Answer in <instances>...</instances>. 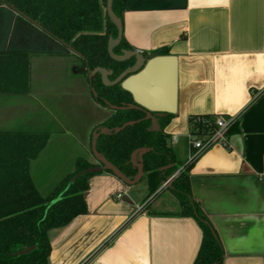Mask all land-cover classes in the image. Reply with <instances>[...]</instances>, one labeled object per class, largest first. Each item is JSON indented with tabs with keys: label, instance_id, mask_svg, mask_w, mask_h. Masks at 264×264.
Wrapping results in <instances>:
<instances>
[{
	"label": "crops",
	"instance_id": "0c3cea01",
	"mask_svg": "<svg viewBox=\"0 0 264 264\" xmlns=\"http://www.w3.org/2000/svg\"><path fill=\"white\" fill-rule=\"evenodd\" d=\"M122 4V37L131 49L144 55L164 49L176 57V110L164 128L177 137L170 143L176 161L185 162L190 151V115L236 116L228 147L214 145L190 164L191 195L220 243L222 264H264V0ZM0 51L29 55L28 92L0 94V131L48 133L31 163L36 183H48L64 166L60 178L71 172L77 157L97 164L92 133L111 110L96 102L81 59L6 6H0ZM37 90L62 92L67 99L42 103ZM52 124L60 130L50 131ZM150 195L107 172L90 177L86 213L47 233L48 264H193L199 224L179 214L173 194L175 201L157 197L144 204Z\"/></svg>",
	"mask_w": 264,
	"mask_h": 264
},
{
	"label": "trees",
	"instance_id": "16d2710c",
	"mask_svg": "<svg viewBox=\"0 0 264 264\" xmlns=\"http://www.w3.org/2000/svg\"><path fill=\"white\" fill-rule=\"evenodd\" d=\"M0 6L13 10L81 56L88 70L97 67L112 70L110 80L133 63L132 59L115 61L107 52L108 38H115L117 29L106 15V0H0ZM122 8V0H113L112 11L120 19ZM122 49L131 50L123 37L114 48V53L119 54ZM151 53L167 55L164 49ZM29 70L27 53L0 51V94H26L29 90ZM91 86L97 94L95 100L101 107H106L105 102L115 106L133 103L130 94L119 84L104 86L99 75H95ZM171 116L159 120V132H150L147 130L150 121L143 120L142 111L111 110L110 115L96 127L114 129L129 121L139 122L117 133L100 135L96 149L123 174L132 178L136 175V169L129 163L130 154L137 148H149L150 151L143 155L142 177L146 178L149 194L178 172L168 188L180 204L179 214L192 216L202 231L201 244L193 264H222L220 243L207 217L191 195L190 165L182 163L179 170L170 146V136L164 132ZM218 116L190 115L188 133L197 137L210 133L215 128L214 121ZM234 127L233 124L227 134ZM48 139L46 132L0 131V264H48V231L64 227L78 215L85 214L83 193L88 188V180L101 172L110 173L96 171L84 174L64 191L73 176L98 166L83 157H77L72 171L63 175L49 192L42 195L30 169ZM62 192L59 200L52 203ZM32 247L27 254H18Z\"/></svg>",
	"mask_w": 264,
	"mask_h": 264
},
{
	"label": "water",
	"instance_id": "95a60500",
	"mask_svg": "<svg viewBox=\"0 0 264 264\" xmlns=\"http://www.w3.org/2000/svg\"><path fill=\"white\" fill-rule=\"evenodd\" d=\"M112 3L113 0H106L105 12L109 21L116 27L117 35L115 38H108L107 52L115 61L125 62L132 59L133 63L113 80L109 79L112 75V70L102 67H97L90 71L87 69L89 79L91 80L98 74L101 83L104 86H114L119 84L124 91L131 95L133 103L115 106L105 102L106 107L112 111L140 110L144 113L143 120L150 121V126L147 130L150 132H159L161 130L159 120L168 115H172L176 110V57L172 55H156L152 53L144 55V53L135 49H122L119 54H115L114 48L119 45L122 38V23L121 19L112 11ZM91 92L94 97L97 96L93 88H91ZM136 122L139 121H129L114 129H108L105 127L97 128L92 133L91 137V153L98 166L90 167L73 176L64 191L67 190L69 185L72 184L77 177L96 171H109L114 177L118 178L128 186H133L138 183L144 175L143 155L150 151L149 148H137L130 154L129 163L134 169H136V175L132 178L123 174L96 149L97 139L100 135L117 133L125 127L132 126ZM172 178L173 177L168 179L169 182ZM63 192L60 193L52 203L58 201ZM32 249L33 247L25 249L18 254H27Z\"/></svg>",
	"mask_w": 264,
	"mask_h": 264
},
{
	"label": "rangeland",
	"instance_id": "374dc122",
	"mask_svg": "<svg viewBox=\"0 0 264 264\" xmlns=\"http://www.w3.org/2000/svg\"><path fill=\"white\" fill-rule=\"evenodd\" d=\"M35 92V98H37L38 99V101L39 102H44V103H48L49 105H51L52 104V102H57L58 100H56V99H67V97L61 92V93H55V92H48V91H40V92H38V90L37 91H34ZM47 104V106H48V109L52 112V113H54L55 115H57V116H59V114H58V111L57 110H55V112L52 110V108L49 106ZM53 105V104H52ZM47 109V110H48ZM48 110V111H49ZM47 113H49V112H47ZM52 113H51V115H52ZM45 115H48V114H45ZM65 122V121H64ZM64 122H62L63 123V125L65 126V123ZM60 125H61V123H60ZM60 125H59V127H60ZM49 130L50 131H52V132H57V130H60V129H58V126L57 125H55V124H52V125H49ZM60 132V131H59ZM58 132V133H59ZM61 137H63V136H61ZM68 138H70V137H68V136H65V137H63L62 139H63V141H67L68 142ZM65 145V144H64ZM67 145V144H66ZM69 145V147H72L70 150H73L74 151V153H75V156L76 155H79L80 154V152H78V148H77V146H76V144L75 143H69L68 144ZM74 145V146H73ZM65 148H66V146H65ZM69 150V151H70ZM72 151V152H73ZM71 152H69V154H70ZM42 158V156L39 158V159H41ZM182 163H184L183 161L182 162H179L178 161V159H177V162H176V165L179 167V169L181 168V164ZM71 165V163H69V165L68 166H70ZM68 170V167L66 168V166H64V168H63V170L61 169V172H66ZM63 173H54V175H52V177H51V179L49 180V182L48 183H45V184H37V186H38V188H39V192L42 194V195H44V194H46L47 192H49L52 188H53V186L56 184V182L59 180V178H60V176L63 174ZM34 179H35V177H34ZM35 181H37V182H39L38 181V179L36 180L35 179ZM146 178L144 177V178H142L138 183H136L135 185H134V190H143L144 191V196H147V194H148V192H147V190H146ZM145 189V190H144ZM157 197H160L161 199H166L167 197H171V199H174V201H175V198L172 196V194H171V192L168 190V189H166V188H158L157 189V191H155L153 194H151L150 195V197L148 198V199H146L143 203L144 204H146V203H148L149 201H151L152 199H155V198H157Z\"/></svg>",
	"mask_w": 264,
	"mask_h": 264
},
{
	"label": "built area",
	"instance_id": "2783aa9c",
	"mask_svg": "<svg viewBox=\"0 0 264 264\" xmlns=\"http://www.w3.org/2000/svg\"><path fill=\"white\" fill-rule=\"evenodd\" d=\"M255 96V95H254ZM236 122V116H229L227 118L216 117L214 124L215 128L210 132L201 137L191 136L189 133L187 135V143L190 148V151L187 155V158L184 162V165H190L194 162L203 152L208 150L214 145H220L222 147H228L227 143V131L229 128ZM177 137H170V143H176ZM181 169V168H180ZM179 169V170H180ZM178 172H176L171 177H174ZM170 177V178H171ZM264 177V173L261 178ZM169 180L162 184L164 188L168 184ZM143 206H140L138 210L142 209Z\"/></svg>",
	"mask_w": 264,
	"mask_h": 264
},
{
	"label": "flooded vegetation",
	"instance_id": "af4514ba",
	"mask_svg": "<svg viewBox=\"0 0 264 264\" xmlns=\"http://www.w3.org/2000/svg\"><path fill=\"white\" fill-rule=\"evenodd\" d=\"M74 54H75V53H74ZM75 55H77V56L81 59L82 64H83V59H82V57L79 56L78 54H75ZM131 65H132V64H131ZM131 65H130V66H131ZM128 67H129V66H128ZM128 67H127V68H128ZM87 69H88L87 66L84 65V70H87ZM125 69H126V68H125ZM125 69H124V70H125ZM124 70H123V71H124ZM89 71H90V70H89ZM123 71H122V72H123ZM97 75H98V74H97ZM94 77H95V76H94ZM109 79H110V78H109ZM92 80H93V78L91 79V82H92ZM130 96H131V95H130ZM131 99H132V97H131Z\"/></svg>",
	"mask_w": 264,
	"mask_h": 264
}]
</instances>
